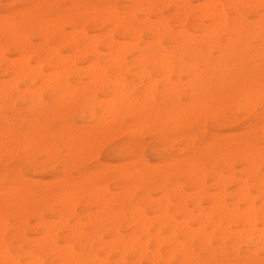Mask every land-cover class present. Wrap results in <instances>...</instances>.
Instances as JSON below:
<instances>
[{"label": "bare ground", "instance_id": "1", "mask_svg": "<svg viewBox=\"0 0 264 264\" xmlns=\"http://www.w3.org/2000/svg\"><path fill=\"white\" fill-rule=\"evenodd\" d=\"M32 1L34 3L32 6L33 11L37 8H40L41 5H46V0ZM69 1L71 2V7L68 10L66 16L63 18L57 17L51 20L37 21V19L28 14L21 15L19 20L17 17V21L15 19V16H7V18L0 16V40L5 38V43L4 45H0L1 47L6 45H13L15 52L21 54L22 56L32 54L34 52L32 46L33 43L30 42L26 33L28 30H31L30 28H35L38 30L39 37L43 38L46 41L49 38L52 39L54 37H57V45L62 46L65 51L70 52V54L68 53L69 55H63L59 50L47 48L46 52L44 53V59H41L38 56L34 55L32 58L27 59H24L25 57H23L24 60L20 59L21 56L20 58H16V60H11L4 53L0 52V70L3 75L12 78L8 79L12 81L11 85L8 84L10 85V92L20 93L18 92L19 89L17 84H15V82L19 80L26 81L32 86L38 83L39 86H42L41 88H48L49 85L54 84L52 90L49 91V96L56 103L53 106L56 107L57 110L69 106L71 103H84L86 104L87 108L86 118L90 121H101L102 119H104V116L105 118L106 116L109 118H106V120L104 119L100 123L94 122L93 124L82 127L67 125L61 126L60 135L62 136V138H69L71 142H73L74 140L77 145L76 149L78 152L81 148V139L92 141V143L88 147V151H90L94 146L93 142H95L98 138L110 137L118 130V128L120 127L118 118H121V116L123 117V115L120 114L127 110V107L126 109L122 108L123 104L121 103V101L123 103L125 102L124 105H126L128 102V105H131L134 108L136 107V105H138L137 108L140 110V113L141 111L143 112V118L139 122V124H143L146 122H150L158 114V109L161 102L159 100V104H156V95H161L160 97L162 99L159 98L161 99V101L166 96H170L172 97L173 101L169 103L167 117L170 116L173 120L176 121L181 120V116L185 112L182 110V108L184 109L185 107L182 106L181 108V104H179V93H181V90L183 89V84H179V80H176L174 82L171 81V75L174 69L173 66H175V64L173 65L174 60L181 59L188 54L192 56H199L204 52H209V50H217L218 52H220V54H223V56L225 54L226 57V54H228V51H226L228 46L230 45V47H233L234 44L238 45L240 43V33H244V47L247 44L248 37L252 36L255 40L254 42L260 41L261 43L258 44L260 46H258L257 48L264 49V0H201V2L197 5H194L192 3L194 0H124L131 6L130 10L124 12H119L115 7H101L102 9L90 8L85 11H79L77 8L78 0ZM164 6H167L173 12V15L170 19L163 17ZM245 13H249L254 19L249 20L244 16ZM32 22H34V25H31ZM66 28H69V31H67ZM186 29L198 31L200 32V34H197L196 38L192 34L188 35L189 33L187 34V36H184V34L186 35ZM97 31L104 32L102 34H97ZM201 47L204 48V51H200ZM102 50H108L109 52H104L105 54H108L105 55L107 57L106 60H104L105 62H103L105 65H100L101 68L104 69H102L101 71V68L96 61L99 57L103 56L104 53L102 52ZM127 54H135V58H131L134 63L132 61L131 62L133 63V65H139V71L137 73H134V71H131L133 73L130 72V68L127 65L126 59ZM233 54L234 53L232 52L231 55ZM206 57L207 56H205V58ZM17 59H20L21 61ZM30 60L36 62V65L30 66ZM17 61H19V63H17ZM206 61L208 62V60ZM78 63H84L85 66L80 68L81 66L78 67ZM42 64L46 65L49 73H43V70L41 69ZM111 64H113V66L115 67L116 71L114 73H119L118 75H120L121 77L118 78L119 76L114 75L115 78H118L115 79L111 75V77H113L111 79L115 80L113 85V81L111 79L109 81L108 78L110 77V75L108 76V74H106V68L109 65L111 67ZM207 64H209V62ZM210 64L213 65V63ZM102 65L104 66L102 67ZM181 65L183 67V64H180L179 66L181 67ZM260 65L258 71L262 72ZM148 66L153 67L155 71L162 74V77L160 76L161 78H163L162 90L158 91L157 88L153 87L156 85L159 79L155 77L157 81H154V79L150 77ZM222 67L224 69V66ZM190 70L191 69H189V71ZM99 71L102 76L98 75ZM129 72L131 73L130 76H138L140 81H143L145 79L149 80L151 78V81H153L152 83H156L155 85L151 83L153 86L151 88H146V90L140 94V97L137 98L138 94L136 92L135 86H129V83L126 82L127 80H123L124 76H121L123 73L129 74ZM86 73L90 74L92 78V82H90V85L92 86V88H94L95 91L101 90L102 92H104V90H110L112 91V94L114 92V96L116 95V98L113 97V95H111V97L112 99H117L118 97V101L116 100L118 103L115 104L117 106H109V104L112 103L111 97L110 99H106L111 101H106V104L108 105L105 104V101H103L104 103L99 104L100 98L98 97L99 99L97 100L99 103H96L97 106L96 108H94L93 105L96 99L95 92H93L92 95L90 94V97H84L82 100H80L79 97L73 96V94H71V92L74 91L72 90V88H70L68 79H80V76L83 74L85 75ZM179 73L180 72L178 69L177 74L174 75L177 77V79L179 77ZM53 76H55V78L57 77V79L52 80V78H54ZM243 77V82L250 83L251 80L250 78H248V76L246 78ZM134 79L136 80V77ZM118 80L119 85L116 84L118 83ZM194 80L196 81L197 79ZM159 81H162V79H160ZM190 81L189 83H187L191 85ZM78 83H80V81H78ZM184 83L186 84V81ZM148 84H150L149 81L143 85H145V87H150L151 84L150 86ZM84 85L89 86V84L87 83ZM179 86L180 88H182L180 91L178 89ZM262 89L263 92L264 88ZM67 90L69 94H66ZM138 92L140 93V91ZM248 93H250V91L246 93L244 92V94H246L244 95V97L246 98L247 96L246 100L249 102L250 98L248 97ZM257 93L260 94L259 92ZM261 95H257V97H260ZM37 96L38 99H36V101H34L35 103L32 104L34 108V114L29 123L35 122L38 117H44L49 112L47 109V103L42 102L43 99L41 101L39 95ZM253 96V98L256 97L255 95ZM29 97H32V94H30ZM259 100H261V98H259ZM194 103L199 104V100L198 102L196 100V102ZM191 104L192 102L190 103L189 108L191 107ZM253 104L254 103L252 102L251 107L253 106ZM242 106L244 107V109L247 108L245 100ZM198 107L199 109L201 108L200 104L198 105ZM204 107L202 108L204 109ZM193 108L194 107L192 106L191 109L193 110ZM119 109H121L122 111L119 112ZM59 111L58 113H60ZM127 111H125L124 113H126ZM98 113H100L101 115H99ZM118 113H120L119 116ZM108 115L112 116L113 118H110ZM124 115L126 116V114ZM163 115L164 114L162 113V117L164 119ZM131 124L132 122L130 123V125ZM153 125L155 124L153 123ZM97 141L99 142V140ZM232 145H234V150L232 152H226L223 157L219 156L213 159V162H215V160L223 158L224 164L220 169L227 170V174H223L221 172H212V183L210 186L216 189L217 192L214 193V195L211 197L207 196V201L211 202L212 205H214L213 207H210L208 209L210 211L213 208L212 212L214 211V213H223L224 218L230 217L232 219L234 217L236 218L237 214H234L235 216L231 215V210L227 209L228 207L226 208V195H232L234 199L236 198V200H233V202L237 201L246 203L248 206L245 208L247 209L245 210V212L241 210V216L236 218V222L244 226L242 227L243 230L241 229L242 232L238 233H244L245 231L247 233L245 238H248L249 240L254 239V242L260 243L262 246H264V230H262V227L260 229L258 227V229L256 228V223L259 219L258 216H256V210H264V207L262 208L260 205V207L258 208L255 204L256 197L251 195V190L256 189L258 191L260 200L264 204V174H261L262 171H260L259 169V165L264 162V147H251L246 142H232ZM136 146L137 144L135 145V147ZM168 147H170V145ZM137 148L139 147H136V149ZM206 149L208 151L212 150L211 147H207ZM7 150L8 149H6V152ZM179 151L185 153L184 151H186V149L179 148ZM70 155L71 154H69V156ZM235 158H238L240 162H242L243 166L245 167L244 172H248V175L244 179L241 177L237 178L236 176H234V173H232L233 161ZM139 161L142 163L141 169L133 168L134 170H131V172H122L123 184H128V186L123 187V191L128 190V192L121 198L116 197L115 192H113L115 193V195L111 194L112 191H109L108 185L103 186V188H101L102 186L100 185L97 186L96 182L89 179L86 174L79 175L78 178L80 180V184L78 185V187L73 188L72 191L67 192L64 190H57L54 193L47 194L42 197H38L30 192L29 188L33 184L31 181L27 180L26 182H23L21 178H13L12 181H5L2 178L0 181V205L7 204L10 207V210L12 211L10 215L13 216V219L16 222L15 224L9 223V215H4L0 212V264H20L18 257L19 255L14 256L11 253V248L13 247L11 240L17 242L16 246H18L20 250L23 243L27 244L29 247H34L36 249L38 254L36 255V257L32 255L28 256L27 264H43L40 260V255L48 256L51 259V262L49 264H108L107 252L106 257H102L101 259H99L100 257L98 258L96 254H91L92 256L89 255L90 257H88L85 262H82L79 254L80 249L84 245V239L89 241L87 243L89 247H92V242L94 241L97 242L98 248H102L107 243V239L105 241L106 243L102 240V234L104 232L112 236L113 244L118 247L119 253L117 255H120V259H115V261H117L115 264H117L118 262L123 264H141L142 259H146V263L148 264H156L157 262H160L162 264H171V255H174L176 253H172L175 250H178V257L176 256L177 264H205L203 262L197 261L193 252L186 247L187 242H190L192 240V236L189 230L190 228L187 227L188 229H185V231L179 230V228L181 227L180 225H182L184 221L182 223L180 222L181 224L179 222L177 224H174V218H172L171 216V214L176 215L184 220L192 218H195L196 220H202L206 216V218L204 219L206 221L203 220L206 223L207 219H212L207 214V212L204 213L200 207L201 198L207 195L206 190L208 189L206 181L207 172L204 168V165H200L198 162L191 159L189 160V162H185L183 159H177L174 165L168 167L163 172V174L159 178L158 184H156V187L158 188V191L162 196L159 195L160 199H152L148 188L151 178V164L148 165L142 159V156H140ZM103 169V171H105V168ZM103 171L101 172V174H103ZM116 171L117 170L113 171V173H115ZM249 176H253L255 178V183L253 185H249L248 183L247 178ZM169 181H173L171 186H169ZM227 183L235 185V189L231 193L227 192ZM67 186H69V184H67ZM130 187L144 189L145 194L140 198H136V196L132 193L133 191H129ZM187 189L191 190V192H188L190 194L186 192ZM81 199L87 203H85L86 207H97L96 211H90L93 213H87V211H84L86 212V222H82V219L76 214L75 210V206ZM190 200H192L193 206L199 210V214H196L197 216H194L195 213H193V211L189 210L187 207V204ZM116 202H120V207H116ZM29 203H31L30 206L28 205ZM141 203H143L142 206ZM49 204H53L55 209L49 208ZM144 205L149 207L151 213L159 212V215L155 214V217L152 216L154 219H156V221L170 223L168 226L170 227V236L164 235L163 237V235L158 233V235H156L155 237L156 246H159L161 244H168L170 247H172L171 249H169L170 256H162L159 249L155 251L156 248L154 249V252H148V243L150 239L148 236L151 235L152 237L153 234H149L148 229L153 219L150 215H147L145 208L143 207ZM112 207H116L117 210L112 211ZM125 209H127V212L125 211ZM28 210H38V215L36 216L35 223L32 227V230L37 236L30 240H28L29 237H27L25 234V228L28 226V222L26 219V213ZM236 212L237 210H235V213ZM48 214L54 218H61L64 215L66 218L73 219L74 223L71 224L69 220L65 219V217H63L64 219H62L64 220L63 222H54L53 220V222H49V220L47 221L45 219L46 215ZM126 214L128 215V217H126ZM209 214L212 215L211 211L209 212ZM262 216L264 217V215ZM83 217L84 216H82V218ZM102 217H105L106 221L104 222L110 223L109 227H103ZM124 220L127 222L129 227H136L139 229V232L141 234L145 233V237L148 233V238H144L146 242L144 241L142 243V241L138 239L139 237L132 238L130 236L129 240H124V235L120 233V230L117 226L118 222ZM216 222L219 224V221L216 220ZM84 224H90L93 227V231L91 232V234H84L82 229ZM201 225L203 226L204 224ZM201 225H198L197 227H200L201 229ZM186 226L187 225H185L184 227L186 228ZM159 227L158 229H160ZM10 229H13L12 233L9 232ZM158 229H156L155 232ZM59 230H62L63 233L61 234ZM202 230L200 231L203 233L204 230ZM193 231L196 232L195 230ZM238 233L232 234L228 229H226L223 230L217 238H213L214 236H209V234L203 233V235L200 237V247L204 249L209 255H214L215 250L211 248V239L213 238L217 243L216 249L218 251H222V249L225 247L227 239L231 238L234 241L232 245V254L237 260V262L233 264H244V261L240 256V251L238 250L239 243L243 238V235H238ZM60 234L61 236H59ZM136 235L134 234V236ZM178 237H184L185 240L181 242ZM256 237H258L257 240L255 239ZM61 239H63V241L67 239L68 249L65 246V250L59 248L60 245L58 246L57 242ZM29 242L32 245H29ZM72 242L76 246V250L71 247ZM114 245H112V247ZM61 246L63 247V245ZM131 246V252L133 254L132 256L136 261L132 263H126L127 261L125 258V253L128 250V247ZM220 258L221 263L219 264H231L229 260H227L226 254L220 255ZM111 263L114 264V262ZM209 264L216 263L212 261Z\"/></svg>", "mask_w": 264, "mask_h": 264}, {"label": "rangeland", "instance_id": "2", "mask_svg": "<svg viewBox=\"0 0 264 264\" xmlns=\"http://www.w3.org/2000/svg\"><path fill=\"white\" fill-rule=\"evenodd\" d=\"M200 2L201 0H194L192 3L194 5H197ZM33 4L34 3L32 0H0V16L6 18L7 16L8 17L15 16V19L17 20L18 17L19 20L21 15L29 14L30 16L37 19V21L51 20L57 17L58 18L65 17L68 10L71 7V2L69 0H46V5H41L40 8H37L36 10L33 11L32 9ZM101 7L102 8L115 7L118 9L119 12L122 11L124 12L130 10L131 6L130 4H128V2H125L124 0H78L77 1V8L79 11H85L90 8L102 9ZM26 10L29 11L27 12ZM172 15L173 12L167 6H164L163 17L170 19ZM244 16L249 20L254 19L249 13H245ZM31 25H34V22H32ZM30 29L31 30H28L26 34L28 35L30 42L33 43L32 46L34 52L32 54L22 56L21 54L15 52L13 45H8V46L6 45L2 47L0 46V52L4 53L11 60H16V58H20V56H21L20 59L24 60L27 58H32L34 55L38 56L41 59H44L45 57L44 53L46 52L47 48L53 50H59L63 55L70 54V52L65 51L62 46L57 45L56 43L57 37H54L52 39L49 38L46 41L43 38L39 37L37 29L35 28H30ZM66 30L69 31V28H66ZM185 31H186L185 32L186 35L184 34V36H187V34L189 33L188 35L192 34L196 38L197 34H200V32L193 31L190 29H186ZM103 32L104 31H99V32L97 31V34H102ZM243 36L244 33L239 34L240 43L238 45L234 44L233 47L232 46L230 47V45L228 46V48L226 49V51H228L226 57L225 54L223 56V54H220V52H218L217 50H209V52H204L202 53V55L200 54L199 56H192L188 54L182 57L181 58L182 60L176 59L177 62L176 60H174L173 65L175 64V66H173L174 69L171 75V81L174 82L176 80H179L180 82L179 84L181 85L183 84L182 87L183 89L180 88V86L178 87L179 91L182 89L181 93H179V101H180L179 104H181L180 105L181 108L182 106L185 107L184 109L182 108V110L185 112L181 116V120L176 121L173 120L170 116L167 117V111L169 110V103L173 101L172 97L170 96H166L161 101L162 99L160 97L161 95L159 94L156 95L155 97L156 104H159V100L161 102L160 107L158 109V114L156 117H154L153 119L154 121L151 120L150 122H146L143 124H139V122L143 118V112L141 111L140 113V110L137 108L138 105H136V107L134 108L133 106L128 105V102L126 106L124 105L125 102L123 103L121 101V103L123 104V106L121 105L122 108L126 109L127 107L128 111L125 110L127 112L124 113L125 112L124 111L122 112L123 114L118 113V116L119 114L123 115V117L121 116V118L120 117L118 118L120 127L110 137L98 138L97 140H99V142L97 140L93 142L94 146L90 151H88V147L92 143L91 140L81 139L80 140L81 148L80 151L78 152L76 149L77 145L74 140L73 142H71L69 138L67 137L62 138V136L60 135L61 126L62 125L75 126V127L88 126L90 124H93L94 122L100 123L104 119L106 120V118H108L107 116L106 118L104 116L103 117L104 119H102L101 121L100 120H96L94 122L90 121L89 119L86 118L87 108H86V104L84 103H71L69 106L57 110V108L53 106L56 103L49 96V91L52 90L54 84L49 85L48 88L47 87L41 88L42 86H39L38 83L32 86L26 81L19 80L16 81L15 84H17L18 89L20 90V91L18 90V92L20 93L10 92V85L12 81L8 79H10L11 77L9 78V76L3 75L0 70V87H1L0 88V103H1L0 104V181L2 178L5 181H12L13 178L15 179L21 178L23 182H26L27 180L31 181L33 184L29 188L30 192H32L34 195L38 197H42L44 195L54 193L57 190H64L67 192L72 191L73 188L78 187V185L80 184V180L78 178L79 175L86 174L89 177V179L96 182L97 186L100 185L102 186L101 188H103V186L108 185L109 191L110 192L112 191L111 194L115 195L116 193V197L121 198L122 196L126 195V193L128 192V190L123 191V187L128 186V184H123L122 172H131V170L133 171L134 169H141L142 163L139 161V158L140 156H142V159L148 165L151 164L150 165L151 178L148 187L150 191V195L152 196V199H160L159 195L160 196L162 195L158 191L156 184H158L159 178L161 177L163 172L168 167L174 165L177 159L179 160L183 159L185 162H189L190 159L194 160L198 162L200 165L203 164L207 172V176H206L207 187H208V189L206 190L207 195L201 198L200 207L202 211L204 213L207 212V214L212 219L211 220L207 219V223H206L204 222L206 221L204 220L206 216L202 220H196L195 218L184 220L179 216L171 214L172 218H174V224H177L178 222L182 223L184 221L182 225H180L181 227L179 228V230L185 231V229L186 230L188 229L187 227L190 228L189 230L192 236V240L190 242H187L186 247L193 252L197 261L203 262L205 264H209L210 262L213 261L214 263L219 264L221 263L220 255L226 254L227 260H229L231 264L236 263L237 260L232 254V245L234 242L233 239L231 238L227 239L225 247L222 249V251H218L216 249L217 243L214 241L213 238H217L219 234L226 229H228L232 234H237L238 232H242L241 229L243 230L242 227L244 226L236 222L237 220L236 218L241 216L242 213L241 210L245 212V210L247 209L245 207H247L248 205L243 202H237V201L233 202V200L235 201L236 198L234 199L232 195H226L225 198L226 208L228 207L227 209L231 210L230 211L231 215L234 214L237 215L236 218L234 217L232 219L230 217L224 218L223 213L220 212L214 213V211L212 212L213 208L210 210L212 215L209 214L210 211L208 208L213 207L214 205H212L211 202H208L206 198L207 196L209 197L213 196L214 193L217 192L216 189L210 186L212 183V172H221L223 174H227V170L220 169L221 166L224 164L223 158H219L215 160V162H213V159L219 156L223 157V155H225L226 152H232L234 150L233 147L234 145H232V142H238V143L246 142L251 147L252 146H256L257 148L264 147V121H263L264 91L262 92L263 90L262 88H264V60H263L264 49L257 48L258 46H260L258 45L260 41L254 42L255 40L253 39L252 36L248 37L246 44L247 46L245 45L244 47ZM4 43H5V38L0 40V45H4ZM200 51H204V48L201 47ZM102 52L104 53L109 51L102 50ZM232 52L235 55L234 54L231 55ZM107 54L104 53L102 57H99L97 59L96 62L98 63L100 68H101L100 65L104 64L103 62H105L104 60H106L107 57L105 55ZM205 56L207 57L205 58ZM222 56L224 57V59ZM23 57L25 58L23 59ZM133 57L135 58V54L126 55L127 65L130 68V72L134 71V73H137L139 71V65H135V64H134L135 66L133 65L134 62L131 60V58L133 59ZM20 59L17 60L21 61ZM206 60H208L209 64H207L208 62ZM19 61H17V63H19ZM235 61H236V66H235ZM210 63H213V65ZM180 64H183V67L182 65L180 67L179 66ZM31 65L35 66L36 62L30 60V66ZM104 65H102V67ZM259 65L261 66L262 72L258 71ZM84 66H85L84 63H78V67L82 68ZM222 66H224V69ZM111 67L109 65L106 68V74H108V76L110 75V77H108L109 81L111 78L114 77V75L119 76L118 78H121L120 75H118L119 73L118 74L117 72L116 74L114 73L116 70L113 64H111ZM41 69L43 70L44 74L49 73V70L45 64H42ZM102 69L103 68H101V71ZM148 69L150 71V77L153 78L154 81H157L156 78H158L159 80L162 79V81L158 80L157 83L155 82L156 83L155 85V83H152L153 81H151V78L149 80L145 79L143 81H140L138 76H130V74L133 72L131 73L129 72V74L123 73L121 75L124 76L123 80L125 81L127 80L126 82L129 83V86H135L136 92L138 94L137 98L140 97V94L143 91H145L146 88H151L153 85H155L153 87L157 88L158 91L162 90L163 88L162 85L163 78H161L162 74L155 71L153 67L148 66ZM178 69L180 73L177 79V77L174 75L177 74ZM189 69L193 70L194 72L191 70L189 71ZM99 73L98 75L100 76L101 73L100 74ZM111 75L113 77H111ZM158 76L161 77L159 78ZM247 76L251 80L250 83H245L242 81V77L246 78ZM53 77L55 78V76ZM135 77L137 82L134 79ZM54 78H52V80L57 79V77L55 79ZM189 78L191 81L189 80ZM193 78L197 80L195 81ZM1 79L4 80L2 81ZM188 80L190 81L191 85L188 84L189 83ZM201 80L203 81V83ZM78 81H80V83H78ZM85 81L87 84H89L90 87L84 85L86 84ZM112 81H113L112 82L113 85L115 80ZM148 81L150 84L152 83L153 85L151 84L150 86V84H148L150 87H145V85L143 84H146ZM185 81L186 84L184 83ZM90 82H92V78L89 73H86L85 75L84 74L81 75L80 79H74V80L68 79V84L70 85V88H72V90L74 91L71 92V94H73V96L79 97L80 100H82L84 97H90V94L92 95L93 92H95L96 99L93 105L94 108H96L97 106L96 103L100 102L99 104H102L104 103L103 101H105V104L106 101L107 102L112 101L113 104L111 103L109 104V106L110 105H112L113 107L117 106L115 104L118 103L117 102L118 97L117 99L114 98L112 99L111 97V95H113V97L116 98V95L114 96V92L112 94V91L110 90H104V92H102L101 90L95 91L94 88H92V86L90 85L91 84ZM116 84L119 85V80L118 83ZM138 91H140V93ZM249 91L250 93H248V97L250 98V101L248 102L246 100L247 96L246 98L244 97V95H246L244 94V92L246 93ZM69 92L67 90L66 94L67 93L69 94ZM257 92H259L260 94H258ZM30 94H32V97H29ZM37 95H39L41 101L43 99L42 102L47 103L48 105L47 109L49 112L44 117H38V119L35 122L29 123V121L32 119V116L34 114V108L32 104L35 103L34 101H36V99H38ZM253 95H255L256 97L253 98L254 97ZM257 95H261V96L257 97ZM98 97L102 100H100ZM110 97L112 99L111 101L106 100L108 98L110 99ZM259 98H261V100H259ZM97 99H99V102ZM251 99L254 100L252 101ZM196 100L197 102L199 100V104L201 108L204 106L206 107H204V109L203 108L199 109L198 107L199 104L194 103L196 102ZM244 100H245V104H247V108L245 109L243 107L244 105L242 106V104H244ZM191 102H192L191 107L192 106L194 107L193 110L191 109V107L189 108ZM252 102L255 105L253 104V106L251 107ZM58 111L60 113H58ZM121 111L122 110L119 109V112ZM162 113L164 114L163 116L165 120L162 117ZM98 114L101 115L100 113ZM124 114H126V116ZM109 117L113 118L112 116ZM131 122L133 125L135 123L134 125L135 127L132 124L130 125ZM153 123L155 125H153ZM136 144H137L136 147H139L137 149L135 147ZM151 144L153 147L151 146ZM169 145L170 147H168ZM207 147H211L212 150L208 151L206 149ZM179 148H185L186 149V151H184L185 153L180 152ZM6 149H8L7 152ZM69 154L71 155L69 156ZM103 168H105V171H103L104 170ZM244 169L245 167L243 166L242 162H240L238 158H235L233 161V171H232V173H234V176H236L237 178L238 177H241L243 179L246 178L248 172H244ZM259 169L260 171H262V173L261 172L260 173L264 174V162L259 165ZM115 170H117L116 171L117 173L115 172L116 174L113 173V171ZM102 171L103 174H101ZM103 177L108 180H105ZM247 180L249 185H253L255 183V178L253 176H249ZM172 182L173 181H169V186H171ZM67 184H69V186H67ZM131 188L132 187H130L129 191H133L132 193L136 196V198H140L145 194L144 189L133 187L131 190ZM226 189L228 193H231L235 189V185L227 183ZM186 192L187 193L191 192V190L187 189ZM251 195L256 197V201H255L256 206L259 208L261 205V207L263 208L264 204L262 203V201L258 196V191L256 189H252ZM85 203L86 202L81 199L79 203H77V205L75 206L76 214L82 219V222H86L85 219L86 212L84 211H87V213H89L90 211L94 212L97 209V207H86L87 203L86 204ZM192 203H193L192 200H190L187 204V207L189 210H192L193 213H195L194 216H197L199 214V210L196 209ZM30 204L31 203H29L28 205L30 206ZM142 205L143 203H141V206ZM116 207L117 208L120 207V202H116ZM116 207H112V211H116L117 210ZM143 207L145 208L147 215L148 216L150 215L153 221L155 220L154 222L153 221L151 222V225L148 229L149 234L153 233L152 237L151 235L148 236L150 238L148 243V252H154V249L156 248L155 251L159 249L162 256L164 255L165 257L170 256L169 249H171L172 247H170L168 244L166 245L161 244L159 246H156L155 244V237L156 235H158V233L163 235V237L164 235L170 236V232H169L170 227H168L170 223L156 221V219H154L152 216L155 217V214L159 215V212L151 213L149 207H147L146 205H144ZM49 208L55 209L53 204H49ZM235 210H237L236 213ZM125 211L127 212V209H125ZM0 212L4 215L5 214L9 215L8 217L9 223L15 224L16 221L13 219V216L10 215L12 211L10 210V207L7 204L0 205ZM37 215H38V210H28L26 213L28 226L25 228V234L27 237H29L28 240L37 236L35 232L32 230ZM262 215H264V210L259 211L257 209L256 216H258L259 219L257 218L258 221L256 223V228L258 227L260 229L262 227V230H264V217ZM65 216L63 215L61 218H54L48 214L46 215L45 219L47 221L49 220V222L50 221L63 222L64 220L62 219H64L63 217ZM82 216L84 217L82 218ZM126 217H128L127 214ZM65 219L69 220L71 224L74 223V220L71 218L65 217ZM215 219L219 221L220 225L216 222ZM104 221H106L105 217H102L103 227L105 228L109 227L110 223ZM201 224H204L203 225L204 229ZM183 225L184 226L187 225L186 228ZM198 225H201L202 228L200 229V227H197ZM117 226L120 230V233L124 235V240L125 239L129 240L130 237L132 238L139 237L138 239H140V241H142L143 243L145 241L144 238H146L148 234L147 233L145 237L144 235L145 233L141 234L139 232V229L136 227H129V225L125 220L118 222ZM158 227L160 229H158ZM82 229L84 234H91V232L93 231V227L90 224H84ZM156 229L158 230L155 232ZM202 229L204 230L203 232L204 234L207 233L209 234V236H214L211 239V248L215 250L214 255L213 254L209 255L204 249L200 247L201 245L200 237L203 235V233L200 230ZM12 230L13 229H10L9 232L12 233ZM193 230H195L196 232H194ZM59 232L61 234L63 233L62 230H59ZM209 232H211L212 235ZM61 234L59 236H61ZM134 234L135 235L138 234L139 236L138 235L134 236ZM238 235H241L243 237L239 243V249H238L240 251L241 259H243L244 261L243 263L264 264V246H262L260 243L254 242V239L249 240L248 238H245L247 235L245 231L244 233H238ZM106 239H107V243L109 242L108 247H107V243L105 242ZM178 239L181 240V242L185 240L184 237H178ZM255 239L257 240L258 237H256ZM102 240L103 242L106 243L102 248H98L97 242L94 241L92 242L93 248L89 247L87 244L89 241L85 239L83 240L84 245L82 246L79 252L80 259L82 260V262H85V260H87L88 257L94 254H96L98 258L100 257L99 259H101L102 257H106V252L108 253V257H107L108 264H112L111 262H114L115 264L117 262L115 261V259L118 260L120 259V255H117L119 253L118 247L113 244L112 236L104 232L102 234ZM11 242L13 245V247L11 248V253L14 256L19 255L18 257L20 264L21 263L27 264L28 256L32 255L36 257V255L38 254V252L34 247H29L27 244L23 243L20 250L19 247L16 246L17 242H15L14 240H11ZM29 245L32 244L29 242ZM57 245L58 246L63 245V247L59 246V248L62 250H65L66 248L68 249L67 239L64 241L63 239L58 240ZM112 245L114 246L112 247ZM71 247H73L76 250V246L74 245L73 242L71 244ZM131 249L132 246L128 247V250L125 253L126 254L125 258L127 261L126 263H132L136 261L132 256L133 254L131 252ZM172 253L175 254L171 255V262H172L171 264H177L176 259L178 257L177 255L178 250L177 251L175 250ZM251 254L254 255L252 256ZM40 256H41L40 260L43 264H49L51 262V259L48 256L45 255H40ZM157 263L162 264L160 262ZM117 264H123V263L118 262ZM141 264H148V263H146V259H142Z\"/></svg>", "mask_w": 264, "mask_h": 264}]
</instances>
